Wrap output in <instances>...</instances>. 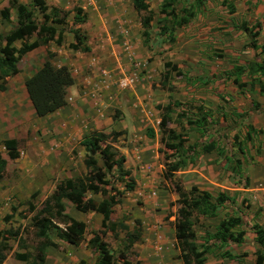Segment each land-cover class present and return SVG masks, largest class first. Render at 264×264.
Wrapping results in <instances>:
<instances>
[{
    "label": "rangeland",
    "instance_id": "obj_1",
    "mask_svg": "<svg viewBox=\"0 0 264 264\" xmlns=\"http://www.w3.org/2000/svg\"><path fill=\"white\" fill-rule=\"evenodd\" d=\"M86 1L76 0L67 7L47 5L44 3V5L47 7L45 12L48 13L50 17H53V13L51 12L50 8L54 6L60 9L59 14L62 18H64L65 22L63 34L64 40L62 45L60 44L61 47L58 46L57 51H52L53 53H50V57L53 56L52 58L59 64H61L62 61H68L65 65L69 69L71 75L74 74L75 78L79 79V81L81 80L80 89H82V98H84L85 102L87 100L92 103L94 110L92 111L91 109V111L93 112V115L95 118H97V116L99 117V122L102 121L99 128L93 127L89 129L88 132L91 133L94 131H101L111 135L112 130L122 131L120 136L115 138L109 136L105 141H102L101 144H110L114 149L118 150L121 154H124L126 159L124 161V167L129 170V175L123 174L117 179H108V176L105 177L106 175L103 174V170L100 165V159H97V168L95 170L96 181L100 184H103L104 182L106 190L108 191L107 195L105 196L108 197V195L114 194L116 190H120L122 194L118 196L117 199H119V201H117V204L114 205L113 212L110 215L109 222L116 223L115 230H110L106 227L99 228L97 231L87 229L85 240L87 241L92 235L98 234L100 239L105 241L108 245V248L113 252V264H122V261L119 258V252H124L130 264H136L135 262L137 260L140 261V264H144V261L139 257V253L141 252L140 244L137 243L133 246L128 245L125 237V230H123L117 224L119 222H123L124 224H129L133 227L136 226L135 220L139 219V223L141 224V222L144 220L145 223L148 224L147 227H152L156 222V227L158 230H162L164 227L166 228V226L173 227L177 209L180 205L178 203V198H180V196L176 191V187L179 186L186 193L185 199H188V197H190L188 191L192 186H194L192 185L194 177L192 174L183 177L182 174L178 172H173L170 174L171 172L168 170V164L176 160L174 159V155L177 154V152L166 148L164 143L161 142L162 133L158 125H156V131H154L152 129V125L149 122H140V118H142L141 115L143 114L144 117L147 116L149 119L151 118L150 120H153L154 122L155 118H160L164 106L169 101L171 103L178 101L180 102L181 106L179 105L178 107H172L173 113H171V121L169 122L168 127L172 128L174 133L185 138V141L189 138L192 140L200 138V141L197 142V144H200L201 141L207 140L211 134H214V136L219 135L220 137L222 134L226 135V124L222 123L221 119L216 117L217 115H215L213 119L210 118V112L208 111L209 107L207 105L209 102L203 98L210 92L208 91V88H202L204 86V81L198 79V76L204 75L209 77L210 80L211 73L213 75H218V72H221L224 70V68H226V64L230 59L227 61L226 58L218 57L217 52L221 53L222 51L215 50V52L212 54V58L208 57L209 59L203 60L201 62L199 59L205 57L206 54L203 53L201 55L199 52L200 49L196 50V47L193 45V41H187L186 43L185 40H181L175 41L174 44V35L171 38L166 35L165 38L168 39V42H164V46H156V48H151L149 43L144 42L142 43V46L139 43L137 47L134 45L132 46V44L130 46L118 44L117 40L119 39L120 28H118V24L116 22L114 23L115 15L113 12H108V10H106L108 7L112 8V5L110 4L108 7H101L99 10H101L102 13H109L112 16V18L106 16V18L112 20V22L107 21L105 23L107 31H109L107 32L108 34L105 38H107L108 41H111V44L105 43L107 40L102 43V38L98 39L97 42V36L95 37V44H93V42L89 43V36L87 35L85 28L78 25L87 36L89 50L85 52L74 50L70 47L71 42H68L72 38V34L68 32V28L73 26L72 21L75 8H81L82 14H85L87 19V9L90 0L87 2ZM162 1L163 0H150L148 2V7L151 8H148V10L145 12H136V14L133 7H130L131 14L133 16L131 18L127 15L126 18L132 19V23L133 21L140 23V35L142 29L141 18L144 15L151 14V17H154L152 20L154 21L157 19V23L162 19V17L159 19L158 16L160 14V6ZM179 1L188 2V0ZM227 1H233L234 6L235 2H239V5H236L238 10L236 14H234L239 18V20L244 19L245 16L248 20V17L251 18L254 14L258 12L260 13V18H254L253 22L252 20L250 21L252 22L251 24H254L256 19L261 21L263 20L261 24L263 31L260 35V43L258 44H264V7L260 6L257 8H247L246 3L242 0ZM222 2L223 0H220L219 4L215 5L216 12L223 8H228L226 6L224 7L223 5H220ZM179 6V3H175L174 5L175 8ZM227 10H229V8ZM209 16L211 15H208L207 19H212V17L210 18ZM41 17V13L38 11V18L41 19ZM110 27L111 29H109ZM0 28L2 29V26H0ZM189 33V31H186V36H184L187 38V34ZM66 34L69 35V39L66 38ZM204 34L206 33L201 31V35ZM140 37L143 41V36L141 35ZM34 38L35 35H32L29 37L28 41L30 42ZM18 43L20 44L19 41ZM204 43L207 46L210 45V43L207 41ZM204 43H202V45H204ZM104 44H106V47H104ZM161 44L163 45L162 42ZM214 44L217 43L211 44L210 49ZM97 46L99 47V50L97 49ZM227 46L230 45L228 44ZM90 47H94L96 49L90 53ZM230 48L233 50L231 46ZM259 48L264 50L262 46ZM151 50L153 51L152 54L150 53ZM213 50L214 49L212 48L211 51ZM48 52L49 51H47V53ZM148 52L149 55L147 54ZM259 52L260 50L256 49H251V51L247 49V51H244L245 56L249 55L248 57H251L250 59H254L255 57L259 59L261 56ZM262 54L264 56V53ZM63 56H65L66 60L62 58ZM263 59L264 57H261V60ZM217 60L219 63H221L218 66L213 63ZM69 61L74 62V64L78 61L79 64L70 65ZM165 62H171V64H175L176 68L182 73L178 74L176 71H170L169 78L164 80L162 74L165 73L167 69L170 70V67H162L163 63ZM18 66L22 68L20 61ZM104 70H107L108 73L104 74ZM19 72L21 73L23 70L21 69ZM122 75L135 76V85L128 88H122L118 86L117 80ZM149 75H151V78L146 77ZM184 75L192 76L191 80L187 81V83L191 82L192 79L195 78L193 82H197L198 87L201 89H195V87L188 85L186 86L185 90L184 88H181V84L184 86L187 84L186 80L184 79ZM141 76H143L144 79H140ZM220 85H213V87L219 89ZM131 88H134L133 91H130ZM105 95L109 102L103 104V102L100 101V98L103 99V96ZM115 95L119 97L118 99L121 98L122 104L113 103L116 100L114 99ZM65 97H68L67 91ZM246 102L248 103V101ZM244 108L245 112L247 113L248 109H246V107ZM258 110L259 111H256L255 109L253 118L251 119H254V116L258 118V115L260 114L258 112H260V109ZM197 115H199V118L204 116V123H206V125L208 124V127H211L212 130L209 132H204V135L199 134L202 132L201 129L197 128L195 123L193 124V122H189L190 119H196ZM110 117L113 123L109 124L108 122L110 121H104L106 118L107 120H110ZM33 119L35 125L43 127V125L46 126L47 124L48 126H46L45 131H42L40 128L33 134L27 133L29 134L27 137L25 133H22V131L17 134L18 137H16L15 140L19 151V158L17 157L15 159H10L3 144L5 139H0V154L7 160L5 175L0 180V231L2 232V235H5L3 231L8 228H12L13 230L17 231L15 236H11L6 240L9 249L6 251L7 255L3 264H27V262L23 263L21 260L15 259L13 257L14 252H28L31 254L30 258L35 256L36 246L41 241V239L35 235V228L32 226L31 218L36 210L41 208L45 198L50 195L54 189L49 187L45 189V191H42L41 184L39 183H42L43 181H47V183H49V181H51L52 186H55L59 181L69 178V176L65 175L66 170L74 172L75 176L84 175L88 171L83 163L86 154L85 152H80L78 146L75 145L74 147H70L67 151L70 152V155L68 156H71L72 159L67 160V158H65L61 164V169L59 168L60 170L56 174L50 165L47 167L46 164H42L43 156L38 155L39 146H42L41 144L45 143V147H42L39 151V153H43L45 152L44 148L51 146L53 148H57L58 145L54 142V140L52 144L48 143L50 140L49 138H52V129L49 128L50 124H52V120H49L47 123V121H44L43 119L42 121H40V119H36V117H33ZM224 127L226 130H224ZM148 129L153 130V133L156 132L155 139L151 140L152 138L148 134ZM79 138L77 137L74 143H78ZM164 138L165 142L168 141L173 143V140L169 139L168 136H165ZM238 138V134L235 133L234 143H239L237 141ZM149 140L150 145H152L151 147H147V142ZM183 144L185 146L186 142ZM149 148L155 149L152 153H150ZM252 149V158L256 160L257 156L254 157L253 155H258V152L257 150H254V148ZM199 152L200 151H198V153ZM30 154H32V158H34V160L32 159L31 161L33 166L26 162L28 161ZM177 155H179V153ZM141 162L142 164H140ZM149 165L152 166L150 167ZM140 166H142L141 169ZM48 168L49 173L54 174L49 178L45 177L46 171L48 172ZM145 168L147 172H144ZM30 169H32V171H28ZM36 172L40 173L39 177H35L37 174ZM38 178H40L37 182L38 185L33 184L32 180ZM233 178H229L228 180L223 178V180H221V184H238V180ZM106 180H110V185L113 186L112 188L110 185L105 183ZM129 181H134L132 189H127L125 187L126 182ZM262 183L264 184V182ZM260 190L261 194L264 196V186ZM33 192H35V195L31 196L34 194ZM86 196L93 197L97 200L102 198L101 195H93V193H87ZM28 202H32L34 205L35 209L33 211L29 210ZM7 215L9 216L8 219L5 218ZM78 216L82 217L81 215ZM83 218H86V216H83ZM209 220L204 219L200 222L198 219H196L194 230L197 235L198 242L202 241L200 238L201 236L206 235L203 233L204 231L201 228L202 226L212 227V229L215 227L216 223H213L212 221L210 222ZM90 221L92 220L90 219ZM55 222L59 223L60 226H63L61 222ZM153 228L155 227L153 226ZM144 230L146 231V229ZM55 231L56 230L54 228H51L48 232L50 239L55 243V245L47 246L48 253L46 254V264H78L76 263V257L65 260L63 259V255L71 251L75 252L78 247H83L84 242L80 243L78 247L73 248L65 242L54 238L53 235L55 234ZM169 237V248L166 247L167 249H163L164 251L161 252L163 254L162 258H165L166 260L165 264H183L181 259L178 258L179 250L175 247V240H171L172 234H170ZM53 238L55 240H53ZM140 243H142V241H140ZM246 244L252 247L253 241H247ZM224 249L227 248L221 247V249H218L216 246L213 248V250L216 251V254L223 251ZM239 250L242 249L239 248ZM96 255V251L92 249V251L89 253V256L86 258L87 263L95 264L96 258L94 259V256ZM158 256L156 259L160 260ZM60 258H62V262L57 260ZM249 260L250 258L247 257L243 264H255V262H250ZM145 262L149 263V260ZM162 263L163 262H160L159 264Z\"/></svg>",
    "mask_w": 264,
    "mask_h": 264
},
{
    "label": "crops",
    "instance_id": "obj_2",
    "mask_svg": "<svg viewBox=\"0 0 264 264\" xmlns=\"http://www.w3.org/2000/svg\"><path fill=\"white\" fill-rule=\"evenodd\" d=\"M9 1L10 0H0V10L9 8L8 19H4L0 15V26H2V29L0 28V34H4L9 31L12 27L15 26L16 23V10L12 6H10ZM17 1L23 4L34 3L36 1L35 3L44 2L47 5L67 7L69 4L73 3L76 0ZM219 1L220 0H206L205 10L201 12L198 11L186 24L176 27L173 30V35L175 37L174 44L175 41L181 40H185L186 43L187 41H193V45L196 47V50L200 49L199 52L201 53V55L203 53L206 54L205 57L199 59L201 62L203 60L209 59L208 57L212 58V54L213 52H215V50L222 51L221 53L217 52L218 57L226 58L227 61L228 59H230L226 64V68H224V70H222L221 72H218V75H213L211 73L210 80L209 77H206L204 75L198 76V79L204 81V86L202 88H208V91L211 93L206 94L205 97L201 96L209 102L207 105L209 107L208 111L210 112V118L213 119L214 116L217 115L216 117H219L222 123L226 124V135L222 134L220 137L219 135L214 136V134H211V136L209 135L207 140H204L205 142L201 141L200 144H197V142L200 141V138L194 140L189 138L188 140H186L185 146L184 144L182 146L183 148H185V151L182 152L183 155L181 156L184 160H186V163L180 166L176 172L181 173L183 177L192 174L194 177L192 185L197 186L199 190L208 191L211 194L212 201L215 200L218 193H223L226 196L225 204L217 208V214L214 216H205L199 214L198 218L196 219H198L200 222L204 219H210V222L212 221L213 223L217 224L220 218H226L227 216H232L235 218L240 217L243 220V223L240 225V229L244 231L242 235V241L239 243L229 242L222 246L223 248L226 247L227 249L224 250L229 251L234 257H222L221 255L216 254V251L212 248L210 252L205 254V264H243L247 257L250 258V262H255L254 252L257 249L258 245L254 241L255 234L251 225L257 223L264 226V196L261 194L260 190L264 186V184L262 183L264 182V77L259 76V74H254V76H257L262 83L261 85H259L256 82L252 86L251 84H249V76L246 74H242L240 76V81L244 82V85L239 86L234 83V76L231 75V70L235 65H245V63L251 58L248 57L249 55L245 56L244 51H247V49L249 51H251V49L260 50V58L258 59L257 57H255L254 59L261 61V57H264L262 54L264 53V50L262 48H259L261 45H259L258 43H260V35L263 31V28L260 25L258 29V35L255 38L256 44L259 47L250 46L249 43L251 41V36H248V34L236 28L235 25L240 24L243 21L248 22L249 26L253 25L251 23L253 22L254 18H260V13L258 12L254 14L251 18L248 17V20L246 16L244 17V19L239 20V18L234 15L238 10L236 5H239V2H235V6L233 1H226V3L222 2L220 5H223L224 7H227L226 4L231 2L234 6V10L230 11V9L227 10L228 8H223L216 12L215 5H218ZM242 1L246 3L247 8H257L260 6L264 7V0ZM109 4L112 5V8L108 7ZM105 6L108 7L106 8L108 12H113V14L115 15L114 23L116 22L118 24V28H120L119 39L117 40L118 44H124L127 46H130L132 44V46L134 45L135 47H137L140 43V45L142 46L143 41L140 37L142 35H140V23L137 21H133L132 23V19L126 18L127 15L131 18L133 16L130 9V7H133L131 0H90L87 9V19L80 24V26L85 28L86 33L89 36L88 42H93V44H95L94 41L95 37L97 36V42L98 39L102 38V43L107 40L105 43L111 44V41H108V39L105 38L108 34L107 32H109L107 31L105 23L107 21L112 22V20L106 18V16L109 18H112V16L109 13H102L101 10H99L101 7L104 8ZM134 11L135 14L136 12H138L135 9ZM35 14L38 17V11H36ZM208 15H211L209 17H212V19L208 20ZM158 16L159 19H161V17H163L164 15L160 13ZM250 20H252V22ZM154 21L151 20L150 27L148 28L149 40L147 41V43H149V46L151 48H156V46H164V42H168V39L165 38L167 34L162 33L160 28L162 25L166 24V21L164 22L163 19H161L158 23L156 22L157 19ZM257 21L260 22V24H262L263 22V20L261 21L259 19L255 20V22ZM109 29H111V27ZM186 31L190 32L189 34H187V38L185 37ZM201 31L206 34L201 35ZM66 38L69 39V35H67ZM205 41L209 42L210 45L213 43H217L211 46L214 49L213 51H211L212 48L210 49V45H205ZM68 42H73V36ZM161 42L163 43V45L161 44ZM202 43H204V45H202ZM14 44L17 47L20 46L18 41ZM228 44L233 48V50L230 48V46H227ZM61 45L56 44L54 41H48L46 44L39 45L31 49L30 51H27L19 60L20 64H22V68L18 66V72L7 78L6 88L0 91V139H15L16 137H18L17 134L21 131L22 133L26 134V137L29 135L27 133L33 134L40 128L42 131H45L46 126L48 125H43V127L35 125L33 117H36V119H40V121H42L43 119L44 121H47V123L49 122V120H52V124H50L49 127L50 129H52V138H49L50 140L48 139V143L52 144L54 140L58 147H47L44 148L45 152L39 153L41 148L45 147V143H40L42 146H39L38 148V155L43 156L42 164H46L47 167L50 165L55 174L61 169V164L65 158H67V160L72 159L71 156H68L70 155V152H67L70 147H74V145L78 146L80 152H85L86 154V150L81 144L80 140L85 134L89 133V129L93 127L99 128L102 122H99L98 116L97 118H95V116L93 115L92 111L94 109L92 103L87 100L85 102L84 98H82V89H80L81 80L79 81V79L75 78L74 74H72V76L74 77V83L66 88L68 95V97L66 98V104L58 108L57 110L43 116H37L35 114L31 102L28 98L24 86V81L27 77L36 72L46 60H50L51 64L54 67H59L61 65L67 64L66 62L68 61L66 60L65 56H63L62 58L66 61H62V63L59 64L52 58L53 56L50 57V55L47 53V51H49L50 53L57 51L58 46L61 47ZM94 47H90V53H92V51L96 49ZM104 47H106V44H104ZM97 49L99 50V47ZM150 53L152 54L153 51L151 50ZM147 54L149 55V52ZM19 61L17 65L19 64ZM69 63L70 65L79 64L78 61L75 62V64L71 61H69ZM213 63H215L216 66L221 64L218 62V60ZM162 67H164V63ZM21 69L23 70V72L20 73L19 70ZM143 76H141L140 79H144ZM146 77L151 78V75ZM191 78L192 76L184 75L186 83L187 81L191 80ZM194 79H192V81L187 83L185 86L181 84V88H184L185 90L187 85L195 87V89L200 88L198 87L197 82H193ZM213 85H220V87L218 89L216 87H213ZM133 89L131 88L130 91H133ZM118 98L119 97L115 95L114 99L116 100L113 103L122 104L121 98ZM245 100L248 101V103ZM100 101H102L103 104L109 102L106 95L103 96V99L100 98ZM238 105H240L241 107ZM244 107L248 109L247 113L245 112ZM255 109L256 111H259L258 109H260V112H258L260 113V117L258 115V118L254 116V119H251L253 118ZM141 117V123L149 122L152 125V129L156 131V125L159 124L158 122L160 118H155L153 122V120H150L151 118L149 119V117L147 116L144 117L143 114L141 115ZM104 121H110L108 122L109 124L113 123L111 117L110 120H107L106 118ZM206 128L207 130L202 131L199 134L204 135V132H209L210 130H212L211 127H208V124L206 125ZM226 129L224 127V130ZM235 133H237L239 137L237 139V141L239 142L238 144L234 143ZM155 134L156 132L153 133V136L151 137L152 139L150 138L151 140L155 139ZM77 137H80L79 141L78 143H74ZM212 140L215 142L216 147H214L210 151H205L202 148L203 144ZM191 144L195 147L186 151V147ZM151 146L152 145H150L149 140L147 142V147ZM219 148L222 152L218 151ZM252 148H254V150H257L258 152V155H253L254 157L257 156L256 160L252 158ZM154 149L149 148L150 153H152ZM198 151L200 152L198 153ZM32 156L33 155L30 154L28 161H26L31 166H33L31 161L32 159L34 160ZM190 157L193 158V160L189 159ZM177 158L180 157L178 156ZM235 158H238L240 160L238 167L239 174L234 173V171L232 170L234 164L233 160ZM174 159H176V157ZM140 164H142V162ZM149 166L151 167L152 165ZM141 167L142 166H140V169ZM49 168L48 172L46 171L45 177L47 178L54 175L53 173H49ZM28 171H32V169ZM144 172H147L146 168ZM36 173L37 174L35 177H39L40 173ZM74 174L75 173L71 172L70 170L65 171V175L69 176V178L74 177ZM233 176L236 180H238V184H221V180H223V178L228 180L229 178H233ZM245 178L247 180V183L245 182ZM39 179L40 178L33 179V184L38 185L37 182L39 181ZM39 184H41L42 191H45V189L49 187L55 189V186H52L51 181H49V183H47V181H43ZM33 193L35 194V192ZM63 204L65 213L77 220L83 221L86 227L84 236L80 242H84L83 247H78L80 243L74 245L60 239L56 235V233L53 235L54 238L58 239L59 241L65 242L73 248L78 247L75 252H68L64 254V258H62L68 260L76 257V263L79 264L80 261L83 260L85 264H88L86 258L89 256V253L93 248H91L89 245L87 246L88 240H85L86 231L87 229L97 231L99 228H104L102 226L103 216L102 214L94 210H89L86 212L80 211L68 199H64ZM78 215H81L82 217ZM83 216H86V218H83ZM90 219L92 221H90ZM143 223L146 225V227ZM126 225H128L129 229H132V226H130L129 224ZM147 225L148 224H146L144 220L141 222V237L139 240L142 241V243H140V241L138 240L133 242L132 246L136 245L137 243L140 244L141 252L139 253V257L144 261V264H159L160 262H163L162 264H165L166 260L165 258H162L163 254L161 252L164 251L163 249H167L166 247H168L169 245L170 234H172L171 240H175L174 228L172 226H166V228L164 227V229L158 230V228L156 227V222L153 225L155 228H153V226L147 227ZM201 228L204 231L203 233H205L206 230H214V227L213 229L212 227L204 226H202ZM144 229H146V231ZM54 238L53 240H55ZM250 240L253 241L252 247L246 244V242ZM239 248H241L242 250H239ZM262 250H264V248ZM47 253L48 247L45 248L44 264L47 263ZM157 256L160 258V260L156 259ZM62 258L57 260L62 262ZM95 258L96 256H94V259ZM148 260L149 263L145 262Z\"/></svg>",
    "mask_w": 264,
    "mask_h": 264
},
{
    "label": "trees",
    "instance_id": "obj_3",
    "mask_svg": "<svg viewBox=\"0 0 264 264\" xmlns=\"http://www.w3.org/2000/svg\"><path fill=\"white\" fill-rule=\"evenodd\" d=\"M133 8L138 12H145L148 10L149 0H131ZM206 0H188V2H180L179 0H163L160 6V13L164 16L162 19L166 24L162 25V33H166L169 38L173 36V30L176 27L186 24L191 17L198 11L205 10ZM227 0H223L226 3ZM36 2V1H35ZM23 4L17 0H10L9 4L16 10V23L9 31L4 34H0V91L6 88V80L9 76H12L18 72V61L21 57L31 49L46 44L48 41H54L60 45L64 40V18L59 14L60 9L52 6L51 12L53 17H50L45 11L47 7L44 2ZM175 3H179L180 6L175 8ZM230 11L234 10L233 4L230 2L226 4ZM41 13V19L35 14L36 11ZM178 11V12H177ZM0 15L4 19L9 18V8L0 10ZM86 20L85 14H82L81 8H75L73 14V26L68 28V32L73 36V42L70 43V47L74 50L88 51L89 46L87 44V36L81 29L80 25ZM152 20L151 14H146L141 18L143 42L148 41V28ZM160 22V21H159ZM260 22H255L253 25L243 21L240 24L235 25L236 28L251 36L250 46L258 47L256 44V36L258 35V29ZM35 35L32 41H28L29 37ZM20 41V46H16L14 43ZM264 47V44L261 45ZM49 55L50 52H48ZM164 67H170L165 73L162 74L164 80L169 78L170 71H176L178 74L182 72L176 68L175 64L171 62H165ZM246 74L249 76V84L253 86L254 83L261 85V80L254 76L264 77V59L261 61L255 59H249L245 65H235L231 70V75L234 76L233 81L239 86L244 85V82L240 81V76ZM74 83L69 69L65 65L54 67L50 60L44 61L42 66L34 72L31 76L27 77L24 81V86L37 116H43L50 112L57 110L58 108L66 104V88ZM261 87V86H260ZM180 102L170 101L164 106L163 112L159 119V129L161 130V142L164 143L166 148L174 150L179 153L175 154L176 160L168 164V170L172 174L176 172L180 166L186 163L181 156L185 151L183 143L185 138L174 133L172 128L168 127L171 121V113H173V106L178 107ZM204 116L196 119L189 120L190 123H195L197 128L201 131L207 130L206 123H204ZM122 131L112 130L111 135L101 131H94L85 134L80 142L86 150V156L83 160L85 167L88 169L84 175L65 178L59 181L55 185V189L48 195L40 209H37L31 218L32 226L35 228L36 237L41 241L36 246L35 256L31 257L28 252H14L13 257L17 260L27 262V264H44L45 261V248L47 246H54L55 243L49 237V230L54 228L56 235L70 243L77 245L81 242L85 233V223L81 220H77L72 216L65 213L63 200L68 199L74 206L83 212L94 210L103 216L102 226L110 230H115V222L110 221V215L113 212V207L119 201L118 196L122 193L118 190L114 194L107 195L108 191L103 184L96 181L95 170L97 168V159L101 161V167L103 174L108 176V179H117L123 174L129 175V170L124 167L125 156L118 150L114 149L110 144H101L109 136L115 138L120 136ZM150 137L153 136V130L148 129ZM165 136L173 140L172 142H165ZM4 147L7 150V155L10 159H15L19 156L17 143L15 139H5L3 141ZM215 142L209 141L203 144L202 148L205 151H210L215 146ZM194 145H188L186 151L193 149ZM222 152L221 149H218ZM180 158H177V157ZM187 157V156H186ZM193 160V158H189ZM232 170L234 173L239 174L240 160L235 158ZM7 161L0 154V180L3 178ZM111 176V177H110ZM245 178V182H246ZM106 184L110 185V180H106ZM247 183V182H246ZM134 181L126 182L125 187L127 189L133 188ZM112 188L113 186L110 185ZM117 189V188H116ZM176 191L180 198L178 203L180 204L175 221L173 222L174 235H175V247L179 250L178 258L181 259L183 264H205V254L210 252L215 246L218 249L224 244L229 242L239 243L242 241L244 231L240 229V225L243 220L232 216L226 218H220L215 225L214 230L206 231L204 236H201V242H198L197 235L194 230L196 218L199 214L205 216L216 215L218 207L225 204L226 196L223 193H218L215 200H211V194L206 190H199L197 187L192 186L188 191L190 197L185 199L186 193L179 187H176ZM87 193H93L101 195L99 200L87 197ZM32 194L31 196H34ZM29 210L35 209L32 202H28ZM8 215L5 216L8 219ZM61 222L63 226H60ZM136 226L129 229L128 225L123 222H119L117 225L125 230V237L128 245H132L133 242L138 241L141 237V228L139 219L135 220ZM109 223V224H108ZM255 234L254 241L258 245L255 250V264H264V226L254 223L251 225ZM5 235H2L0 231V264H2L6 258V251L9 246L6 242L11 236H15L17 231L12 228L5 229L3 231ZM88 245L93 248L97 255L95 264H113L114 256L113 252L108 248L105 241L100 239L98 234L92 235L88 240ZM122 264H130L127 260L124 252H119ZM222 257H234L229 251H221L218 253ZM31 259V260H30ZM136 264H140L137 260ZM79 264H85L82 260Z\"/></svg>",
    "mask_w": 264,
    "mask_h": 264
},
{
    "label": "built area",
    "instance_id": "obj_4",
    "mask_svg": "<svg viewBox=\"0 0 264 264\" xmlns=\"http://www.w3.org/2000/svg\"><path fill=\"white\" fill-rule=\"evenodd\" d=\"M103 73L107 74L108 71L104 70ZM117 83H118V86L122 88L133 87L135 85V76L122 75L118 78Z\"/></svg>",
    "mask_w": 264,
    "mask_h": 264
}]
</instances>
